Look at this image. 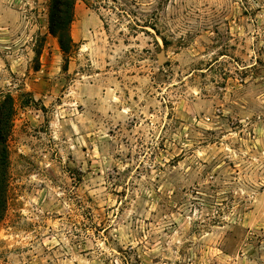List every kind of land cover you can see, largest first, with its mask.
<instances>
[{
  "label": "rangeland",
  "instance_id": "rangeland-1",
  "mask_svg": "<svg viewBox=\"0 0 264 264\" xmlns=\"http://www.w3.org/2000/svg\"><path fill=\"white\" fill-rule=\"evenodd\" d=\"M0 0L17 112L0 264H264V0Z\"/></svg>",
  "mask_w": 264,
  "mask_h": 264
},
{
  "label": "trees",
  "instance_id": "trees-1",
  "mask_svg": "<svg viewBox=\"0 0 264 264\" xmlns=\"http://www.w3.org/2000/svg\"><path fill=\"white\" fill-rule=\"evenodd\" d=\"M77 0H50L48 8V30L56 38L64 56L65 63L76 48L71 36V24L74 16V5ZM17 112L15 98L6 93L0 97V222L7 210L9 191V145Z\"/></svg>",
  "mask_w": 264,
  "mask_h": 264
}]
</instances>
